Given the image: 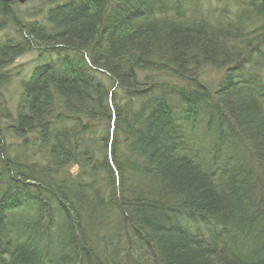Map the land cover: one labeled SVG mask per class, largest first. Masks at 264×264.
<instances>
[{"label": "trees", "instance_id": "trees-1", "mask_svg": "<svg viewBox=\"0 0 264 264\" xmlns=\"http://www.w3.org/2000/svg\"><path fill=\"white\" fill-rule=\"evenodd\" d=\"M0 264H264V0H0Z\"/></svg>", "mask_w": 264, "mask_h": 264}, {"label": "rangeland", "instance_id": "rangeland-1", "mask_svg": "<svg viewBox=\"0 0 264 264\" xmlns=\"http://www.w3.org/2000/svg\"><path fill=\"white\" fill-rule=\"evenodd\" d=\"M32 59H34L33 55H28V56L21 58L17 63H18V65H20L22 63H27V62L31 61Z\"/></svg>", "mask_w": 264, "mask_h": 264}, {"label": "water", "instance_id": "water-1", "mask_svg": "<svg viewBox=\"0 0 264 264\" xmlns=\"http://www.w3.org/2000/svg\"><path fill=\"white\" fill-rule=\"evenodd\" d=\"M26 1H28V0H20V3H25Z\"/></svg>", "mask_w": 264, "mask_h": 264}]
</instances>
